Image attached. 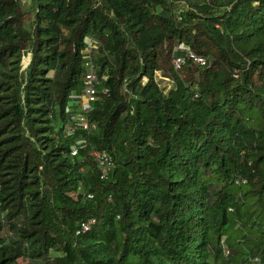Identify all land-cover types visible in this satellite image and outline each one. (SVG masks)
Returning <instances> with one entry per match:
<instances>
[{
  "label": "trees",
  "instance_id": "16d2710c",
  "mask_svg": "<svg viewBox=\"0 0 264 264\" xmlns=\"http://www.w3.org/2000/svg\"><path fill=\"white\" fill-rule=\"evenodd\" d=\"M179 46L205 65L175 70ZM19 259L264 264V0H0V264Z\"/></svg>",
  "mask_w": 264,
  "mask_h": 264
},
{
  "label": "built area",
  "instance_id": "2783aa9c",
  "mask_svg": "<svg viewBox=\"0 0 264 264\" xmlns=\"http://www.w3.org/2000/svg\"><path fill=\"white\" fill-rule=\"evenodd\" d=\"M85 44L87 46L86 48V68H87V73L85 76V86L83 89V93L81 95H76V94H71V101H70V106L72 105H79L81 110L83 112H89L92 109V103H94L97 100V94H96V87L100 84L101 81H105L106 77L102 76L101 79H98L96 74H95V67L93 65L92 59H91V52L94 48H96V45H94V42L90 38L85 39ZM179 51H184L185 57L179 56L176 53ZM186 59L192 60L194 63L199 64V65H205V60L191 51L187 50L184 46H179L174 49V56L172 59V64L175 70H179L183 64L185 63ZM103 93H106L107 90H103ZM70 107L66 109L67 113H69ZM72 121L74 124L66 126V133L67 135H72L76 130H84V131H89L90 129H93L94 126L90 125L88 121L82 117V116H73L71 117ZM85 144L84 140H79L76 142L75 145L71 147V155L75 156L77 155V147H81ZM92 156L94 161L96 162L99 173H100V179H106L108 176V173L111 170L110 166V158L106 156L104 153H98V152H92ZM95 220L91 219L81 225V231L80 233H85L90 230V228L94 225Z\"/></svg>",
  "mask_w": 264,
  "mask_h": 264
},
{
  "label": "rangeland",
  "instance_id": "374dc122",
  "mask_svg": "<svg viewBox=\"0 0 264 264\" xmlns=\"http://www.w3.org/2000/svg\"><path fill=\"white\" fill-rule=\"evenodd\" d=\"M54 125H55L56 127L59 126V118H58V117H56V119L54 120ZM5 233H6V231H5ZM224 249H226V247H224ZM18 263H19V264H26L27 261L24 260V259H19Z\"/></svg>",
  "mask_w": 264,
  "mask_h": 264
}]
</instances>
